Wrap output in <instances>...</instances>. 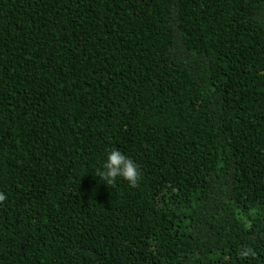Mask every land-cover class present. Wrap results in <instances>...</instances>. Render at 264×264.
I'll return each mask as SVG.
<instances>
[{"label": "trees", "instance_id": "obj_1", "mask_svg": "<svg viewBox=\"0 0 264 264\" xmlns=\"http://www.w3.org/2000/svg\"><path fill=\"white\" fill-rule=\"evenodd\" d=\"M0 194V264H264V0H0Z\"/></svg>", "mask_w": 264, "mask_h": 264}, {"label": "clouds", "instance_id": "obj_2", "mask_svg": "<svg viewBox=\"0 0 264 264\" xmlns=\"http://www.w3.org/2000/svg\"><path fill=\"white\" fill-rule=\"evenodd\" d=\"M96 175L107 185H112L119 179L127 181L131 187H136L140 179L138 165L117 148L107 152L102 166L96 170ZM3 199V194H0V200ZM239 255L247 258L255 256V252L252 248L245 247L241 249Z\"/></svg>", "mask_w": 264, "mask_h": 264}]
</instances>
